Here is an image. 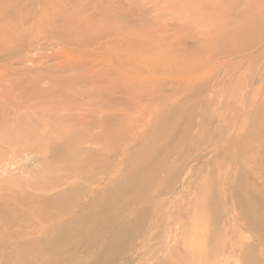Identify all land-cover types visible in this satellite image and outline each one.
I'll use <instances>...</instances> for the list:
<instances>
[{
  "label": "rangeland",
  "instance_id": "374dc122",
  "mask_svg": "<svg viewBox=\"0 0 264 264\" xmlns=\"http://www.w3.org/2000/svg\"><path fill=\"white\" fill-rule=\"evenodd\" d=\"M44 1L0 0V264H264V0Z\"/></svg>",
  "mask_w": 264,
  "mask_h": 264
},
{
  "label": "bare ground",
  "instance_id": "6f19581e",
  "mask_svg": "<svg viewBox=\"0 0 264 264\" xmlns=\"http://www.w3.org/2000/svg\"><path fill=\"white\" fill-rule=\"evenodd\" d=\"M168 2H169V0H167ZM177 2H179L180 3V5L182 6V7H186V5L188 6V4L189 3H191V2H194V3H197L198 2V0H176ZM223 1V0H222ZM221 1V2H222ZM220 2V3H221ZM224 2V1H223ZM44 3L45 4H48V1L47 0H45L44 1ZM227 3V2H226ZM241 3V2H240ZM256 3V2H255ZM262 3V5H261V7L264 9V1L263 2H261ZM224 4H225V2H224ZM227 5V4H226ZM226 5H224V6H226ZM253 5H255V4H253ZM228 6H230V7H232L233 9H235V8H238L239 7V5H238V3L237 2H235V3H231L230 5H229V3H228V5H227V7ZM226 7V8H227ZM230 7H228V8H230ZM225 8V7H224ZM249 8H252V6H247L246 7V9H247V12L248 13H250V14H252V12L251 11H249ZM255 8H256V6H255ZM259 10H260V8L259 7H257ZM262 10V9H261ZM221 12V11H220ZM232 13V12H231ZM221 17V16H220ZM212 20H213V18H211ZM211 19H206V21H209V20H211ZM215 21V20H214ZM225 22V21H224ZM227 22V21H226ZM225 24V23H224ZM207 28V27H206ZM56 130V129H55ZM53 132V131H52ZM9 133H10V135H12V136H14V138H16L17 136H24L23 135V129L21 130V128L20 127H15V128H9ZM54 133H55V131H54ZM16 134V135H15ZM16 136V137H15ZM17 138H19V137H17ZM23 138V137H22ZM44 143V142H43ZM43 147H40L39 149H42ZM138 169H140V168H138ZM48 171V167L47 166H45V169H44V171ZM45 174H48V172L47 173H45ZM83 217V216H82ZM85 219H83V221H84ZM86 221V220H85ZM261 221H263V219L261 220ZM260 221V222H261ZM77 223H79V222H77ZM81 223V222H80ZM83 223V222H82ZM81 223V224H82ZM260 228H262L261 226H260ZM66 229V228H65ZM57 232V231H56ZM57 233H59V232H57ZM60 233H62V232H60ZM24 264V263H23Z\"/></svg>",
  "mask_w": 264,
  "mask_h": 264
}]
</instances>
